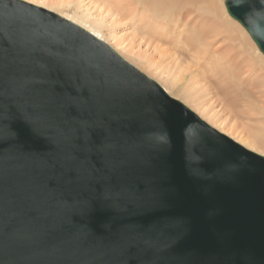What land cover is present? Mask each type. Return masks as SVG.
<instances>
[{
  "label": "water",
  "instance_id": "95a60500",
  "mask_svg": "<svg viewBox=\"0 0 264 264\" xmlns=\"http://www.w3.org/2000/svg\"><path fill=\"white\" fill-rule=\"evenodd\" d=\"M233 6L264 55V0ZM0 36L6 66L48 67L31 99L0 91L3 264H264V156L52 11L0 0Z\"/></svg>",
  "mask_w": 264,
  "mask_h": 264
},
{
  "label": "bare ground",
  "instance_id": "6f19581e",
  "mask_svg": "<svg viewBox=\"0 0 264 264\" xmlns=\"http://www.w3.org/2000/svg\"><path fill=\"white\" fill-rule=\"evenodd\" d=\"M21 1L83 28L212 128L264 156V55L220 0ZM125 23L154 46L140 52L137 40L118 36Z\"/></svg>",
  "mask_w": 264,
  "mask_h": 264
},
{
  "label": "snow or ice",
  "instance_id": "6c2138e0",
  "mask_svg": "<svg viewBox=\"0 0 264 264\" xmlns=\"http://www.w3.org/2000/svg\"><path fill=\"white\" fill-rule=\"evenodd\" d=\"M229 12H233V0H220ZM243 9H247L246 3L242 4ZM252 32L253 38L258 44H261L264 50V14L259 19H253L251 24L244 25ZM3 37L0 36V42ZM48 78V67L46 64L32 61L30 67L19 68L12 64L5 65L3 57H0V91L5 87L14 92L22 99H31L33 94L43 90ZM160 135L157 137L159 146L164 147L167 144V136L163 129H159ZM22 239L27 241L30 246L35 245L39 241L38 231H26L22 233ZM4 250V232L0 229V264H3Z\"/></svg>",
  "mask_w": 264,
  "mask_h": 264
},
{
  "label": "rangeland",
  "instance_id": "374dc122",
  "mask_svg": "<svg viewBox=\"0 0 264 264\" xmlns=\"http://www.w3.org/2000/svg\"><path fill=\"white\" fill-rule=\"evenodd\" d=\"M240 25V24H239ZM241 26V25H240ZM242 27V26H241ZM115 32L118 36H121L123 39H128L129 37L134 38L135 40H137V42L135 41V44L137 45V43L140 45V49L139 51H147L146 45H153V40L148 38V37H142L141 34L137 33L134 31V28L131 26V23H125L124 25H117ZM138 48V47H137ZM136 48V49H137ZM127 62H129L128 60H126ZM130 64H132L131 62H129ZM133 65V64H132ZM134 66V65H133ZM135 67V66H134ZM138 69V68H137ZM139 70V69H138ZM142 72V71H141ZM144 73V72H143ZM146 75V73H144ZM155 81V80H154ZM157 83V82H156ZM158 84V83H157ZM160 85V84H159ZM161 86V85H160ZM171 97V96H170ZM173 98V97H172ZM175 99V98H174ZM181 100V99H180ZM178 100V101H180ZM181 102V101H180ZM182 104H184L183 102H181ZM185 105V104H184ZM186 106V105H185ZM188 107V106H187ZM189 108V107H188ZM190 109V108H189ZM191 110V109H190ZM256 153V152H255Z\"/></svg>",
  "mask_w": 264,
  "mask_h": 264
}]
</instances>
